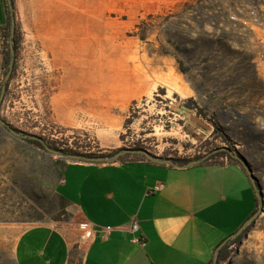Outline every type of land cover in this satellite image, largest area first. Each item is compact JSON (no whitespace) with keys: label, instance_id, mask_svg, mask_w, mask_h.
I'll use <instances>...</instances> for the list:
<instances>
[{"label":"rangeland","instance_id":"1","mask_svg":"<svg viewBox=\"0 0 264 264\" xmlns=\"http://www.w3.org/2000/svg\"><path fill=\"white\" fill-rule=\"evenodd\" d=\"M56 2L13 0L19 51L0 118L41 138L50 151L25 137L0 139V243L9 248L25 229L49 224L74 239L78 251L86 250L89 240L80 228L85 221L59 195L88 202L86 181L79 180L77 189L63 171L68 163L87 161L69 155L121 163L150 160L130 152L146 150L164 164L182 166L229 147L253 168L263 203L232 246L230 260L264 264V143L251 141L264 134V80L251 43L264 31L248 34L230 20L249 0ZM202 40L219 45L211 54L196 49L188 61L180 49L202 47ZM9 68L2 72L0 95ZM188 98L207 107L202 116L185 107ZM225 161L216 156L209 163ZM62 172L67 187L59 185Z\"/></svg>","mask_w":264,"mask_h":264},{"label":"crops","instance_id":"2","mask_svg":"<svg viewBox=\"0 0 264 264\" xmlns=\"http://www.w3.org/2000/svg\"><path fill=\"white\" fill-rule=\"evenodd\" d=\"M55 5L76 6L77 0H58ZM7 7L8 0H0V80L7 45L12 47L14 21L10 8L8 18ZM69 35L75 36L72 31ZM64 170L71 179L62 172L59 185L67 187L69 182L80 189L79 180H85L89 190L87 204L58 193L95 229L86 250L78 251L77 242L61 229L41 224L22 231L9 248L0 243V264H209L216 262L222 243L245 227L258 206L247 172L231 161L191 167L151 160L71 162ZM161 185V190H154ZM133 219L139 223L144 246L133 241L129 231ZM106 227L114 229L107 238Z\"/></svg>","mask_w":264,"mask_h":264},{"label":"built area","instance_id":"3","mask_svg":"<svg viewBox=\"0 0 264 264\" xmlns=\"http://www.w3.org/2000/svg\"><path fill=\"white\" fill-rule=\"evenodd\" d=\"M230 20L234 25L245 28L248 34L252 32L256 33V29L264 31V0H249L248 8L244 11L239 10L230 16ZM251 43L256 46V57L254 63L256 64L257 73L264 80V35L258 38H252ZM163 185L157 186L154 190H161ZM81 230L84 231V240H92L95 236V229L89 223L84 222L80 225ZM112 227H106L103 229V236L107 238L112 232ZM129 231L133 234V241L145 245V241L139 232V223L136 219H133Z\"/></svg>","mask_w":264,"mask_h":264},{"label":"trees","instance_id":"4","mask_svg":"<svg viewBox=\"0 0 264 264\" xmlns=\"http://www.w3.org/2000/svg\"><path fill=\"white\" fill-rule=\"evenodd\" d=\"M7 13H8V18H9L10 15H11V12H10V10H9L8 7H7ZM9 22H10V19H9ZM9 27H10V24H8V27L6 28L8 30L7 33H6V35H5L6 37H9V34H10ZM218 41L217 40L216 41L215 40H206V41L202 40V47H199V45H195L194 48H192V49H187V48L184 47V48L180 49V52L189 61V59H191L194 56H196V52L195 51L198 48H201L202 51H206V52H209V54H211L214 51V49L216 48V46L219 45V42ZM14 47L17 48L16 45H14ZM179 48H180V45H179ZM224 48L226 50H228V46L224 45ZM10 63H11V48H10V45L8 44L7 45V51L5 53V65H8ZM179 63L181 64V67L179 68V70L182 73H187L189 69L184 66L185 65L184 64V61H179ZM206 69H207V71L211 72L210 65H207ZM9 70H10V68H9ZM9 70H8V72H9ZM176 96L178 97V95H176ZM184 105H185V107L188 110L196 112V114L199 115V116H202L205 113V109L207 108V107H202L200 105V103L197 100H195L194 98H188V99H186L184 101ZM209 120H211V122L214 124V126H215V128L217 130H221V128L219 126V122L216 119V117L213 118V119L210 117ZM249 134H251V133L249 132ZM221 138L223 139L224 142H230V139H229L228 135L225 132H223V131L221 132ZM253 140L256 141V142H258V143H264V134L255 135L254 139H251V141H253ZM28 141L43 146L40 142H38L36 140L28 139ZM228 150H231L232 151V149H229V147H228ZM228 150L218 152L215 155H211L203 163H209V161L212 160V159H214V157H216V156H225V157L228 158L229 161L236 162V163L240 164V162L238 160L234 159L230 155V153H229ZM123 160H124V158H121L119 161H123ZM121 163H124V162H121ZM213 164H217V163H213ZM182 166H184V165H182ZM257 203H258V199H257ZM238 239H239V236L236 237V238H232L231 240H229L219 250L218 256H217V261L216 262H213L212 261L209 264H226V263H228L229 260H230V258H231V254H232V249L231 248H232V246H234V244H236V242H237Z\"/></svg>","mask_w":264,"mask_h":264},{"label":"water","instance_id":"5","mask_svg":"<svg viewBox=\"0 0 264 264\" xmlns=\"http://www.w3.org/2000/svg\"><path fill=\"white\" fill-rule=\"evenodd\" d=\"M8 3H9V8H10V10H11V12H12V18H13V21H14V24H13L12 29H11V39H13V35H14L15 31H16L15 16H14V3H13V0H8ZM11 52H12V54H14V48H13V47H11ZM12 71H13V64H11V66H10V70H9L8 74L6 75L4 81H3V86H2L1 95H0V105L2 104V102H3V100H4L5 93H6V91H7V86H8V83H9V80H10V77H11V74H12ZM0 121H1L2 123H5L3 120H1V118H0ZM17 135L19 136V135H21V134H17ZM27 137L30 138V139H33V140H37V141H39V142H41V143H43V144L45 145L44 141H43L41 138H38V137H36V136H31V135H27ZM45 147H46L47 150L50 151V148H48L46 145H45ZM225 150H228V148L221 147V148L215 150L213 153H211V155H212V154H215V153H218V152H221V151H225ZM228 151H229L230 155H231L234 159L238 160V161L242 164L243 168L245 169V171L247 172V174H248V176H249L250 181H251L252 184L254 185V188H255V190H256V192H257V198H258V201H259V203H260V208H259V212H260L261 207L263 206V203H262V200H261V190H260V186H259V178L255 175L253 168H252L251 165L248 163V161H247V159H246L245 157H243V156L240 155V154H235V153L232 152L231 150H228ZM53 152H54V153H59V152H56V151H53ZM130 152H133V153H136V154H145V155L148 156V158H149L151 161H153V162H157V163H163V164H164V161H162L161 159L155 157L154 155H151V154H150L148 151H146V150H131ZM122 153H124V151L121 152L120 154H122ZM69 157H70L71 159H74V160H77V161H87V163H99V162H102V161L105 160V158H99V157H97V158H92V157H87V156H83V155H69ZM207 158H208V156H206V157H204V158H201V159H199V160H197V161H193V162H191V163L185 164L184 166H185V167H191V166H195V165L201 164V163H203ZM168 163H169V162H168ZM257 214H258V213H257ZM257 214H256V215H257ZM256 215H253V216L247 221L245 227H246L248 224H250L251 222H253V221L256 219ZM245 227H243V229H244ZM243 229H242V230H243ZM242 230L239 231L238 233L234 234L233 237H234V238L238 237V236L241 234ZM230 238H232V237H230ZM227 242H228V240L225 241L224 243H222V245H221V247L219 248V250H220V249H221V248H222ZM218 252H219V251H218ZM216 261H217V259H216ZM232 263H233V259L229 261V264H232Z\"/></svg>","mask_w":264,"mask_h":264},{"label":"flooded vegetation","instance_id":"6","mask_svg":"<svg viewBox=\"0 0 264 264\" xmlns=\"http://www.w3.org/2000/svg\"><path fill=\"white\" fill-rule=\"evenodd\" d=\"M17 36H18V33H17V31H15V33L13 35V39H10V43H11L12 47H14V45H16V43H17ZM18 51H19V49L16 48V52H17L16 55H15V53L12 54V52H11V63H10V66H11V64H13V66H14V64L17 62ZM1 120H3V119H1ZM3 121L5 123H2L0 121V139H4L5 137H10L12 135H14L16 137H20V138H24V137L28 138L27 135H25L24 133H20V132L15 131L14 129H12V127L9 125L8 122H6L5 120H3ZM17 134H21V135L18 136ZM41 144L44 145L43 143H41Z\"/></svg>","mask_w":264,"mask_h":264}]
</instances>
